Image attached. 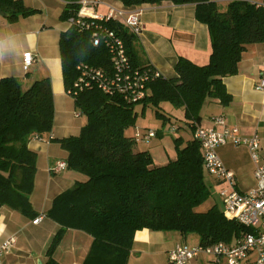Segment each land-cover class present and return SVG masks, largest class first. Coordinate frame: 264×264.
I'll return each mask as SVG.
<instances>
[{"label": "trees", "instance_id": "1", "mask_svg": "<svg viewBox=\"0 0 264 264\" xmlns=\"http://www.w3.org/2000/svg\"><path fill=\"white\" fill-rule=\"evenodd\" d=\"M79 1L66 0L63 20L76 16ZM116 1L126 8L163 3L194 5L196 20L208 29L209 60L198 65L180 57L176 76L150 80L145 97L137 103L128 102L120 93L107 94L92 84L71 96L75 110L86 117V123L79 135L62 139L50 136L54 101L49 78L36 80L25 90L15 78L0 80V210L8 207L25 216H36L30 202L37 170L36 153L29 148L33 140L49 136L67 152L66 169L84 176L56 196L46 213L59 230L47 250L45 264H59L53 254L67 229L81 230L92 237L82 264H127L134 236L142 230L194 234L200 245H230L234 238L251 231L228 217L218 204L205 212L197 211L220 182L206 173L201 147L193 137L185 144L182 137L174 139L175 157L157 165L148 151H136L132 129L138 115L148 107L155 109L163 125L170 121L160 111L162 103H169L183 109L185 125L194 133L207 99L227 105L231 97L224 79L238 73L247 45L264 43V3ZM0 8L10 20L36 13L21 0H0ZM100 24L123 40L132 68L155 71L138 57L137 37L127 28L112 21ZM59 50L66 91L77 80L79 65L112 71L107 48L94 47L89 30L72 26L62 32Z\"/></svg>", "mask_w": 264, "mask_h": 264}, {"label": "crops", "instance_id": "2", "mask_svg": "<svg viewBox=\"0 0 264 264\" xmlns=\"http://www.w3.org/2000/svg\"><path fill=\"white\" fill-rule=\"evenodd\" d=\"M36 13L10 20L0 16V80L12 77L19 80L23 89L34 81L49 78L54 101L52 139L79 135L83 123L77 120L78 112L73 98L67 93L63 81L59 38L70 26L61 15L66 0H21ZM122 5L116 0H104ZM225 5L232 0H212ZM264 3V0H246ZM131 9L141 10L142 31L137 36L136 52L141 61L150 64L166 79L176 76L175 65L180 57L204 65L209 60L210 41L206 25L195 18L194 5L176 6L170 3L143 5ZM103 11L102 9H99ZM27 55L33 63L26 70ZM264 72V43L250 44L238 64V73L226 77L224 85L231 100L222 105L207 99L200 111L197 127H209L212 119L223 116L230 127L238 128L242 138L257 136L264 160V90L257 85ZM183 111V109H181ZM189 128L187 125L183 130ZM179 130V128H178ZM177 130V131H178ZM193 132L190 129V139ZM188 139V140H190ZM29 148L36 153V175L30 202L36 216L29 217L2 207L0 210V244L10 237L15 242L9 252L1 257V264H45L47 250L59 230V225L46 213L56 196L69 189L84 176L70 170L53 172L59 162H66L67 152L49 136L33 140ZM136 151L139 149L136 147ZM217 154L230 170L240 191L247 192L256 186L255 166L245 146L231 143L219 146ZM221 207V203H220ZM222 208V207H221ZM42 216L34 224L33 221ZM239 238H234L235 244ZM92 244V237L77 229H67L56 248L53 258L59 264H82ZM180 244L199 245L197 235L182 236L177 232H136L127 264H170L168 253ZM256 255L240 264H255ZM190 264H227L205 255Z\"/></svg>", "mask_w": 264, "mask_h": 264}, {"label": "built area", "instance_id": "3", "mask_svg": "<svg viewBox=\"0 0 264 264\" xmlns=\"http://www.w3.org/2000/svg\"><path fill=\"white\" fill-rule=\"evenodd\" d=\"M79 6L76 16L67 19L69 26L91 31L92 45L107 48L112 71L108 73L104 69L79 65V76L67 93L76 96L79 91L96 84L107 94H122L128 102L141 101L145 97L146 84L161 75L156 70L152 72L132 68L123 40L113 30L100 24L105 21L115 22L137 37L143 28L141 10L110 4L104 0H80ZM33 60L31 55H27L24 63L26 70ZM257 89L264 90V72ZM177 130L178 127L173 126L172 131ZM238 132V128L227 125L223 116H217L212 119L211 126L196 127L193 138L201 147L206 173L220 182L219 199L223 212L251 231L230 245L223 242L209 245L180 244L168 253L170 264H190L202 255L225 260L227 264H240L252 253L256 255L255 264H264V160L258 137L242 138ZM134 136L137 142L147 143L156 137V133L151 130L136 131ZM229 143L245 146L255 166L256 186L247 192L238 190L234 174L223 165L217 154L219 146ZM66 167V162H59L52 171L59 172ZM41 219L42 216H39L33 223ZM14 242L15 238L10 237L0 244V264L1 257L9 252Z\"/></svg>", "mask_w": 264, "mask_h": 264}, {"label": "rangeland", "instance_id": "4", "mask_svg": "<svg viewBox=\"0 0 264 264\" xmlns=\"http://www.w3.org/2000/svg\"><path fill=\"white\" fill-rule=\"evenodd\" d=\"M160 111L166 114L170 121L167 120L163 125L162 120L155 116V109L148 107L143 115H138L136 126L132 129V133L151 130L158 134L147 143L139 141L136 144L139 150L148 151L157 165L165 164L175 157L174 139L182 137L184 144L190 139V128L186 130L182 129L185 127V120L181 109H176L169 103H162ZM76 118L81 121L83 125L86 123V117L84 115H80ZM173 126L178 127L179 130L172 131ZM219 191V186L212 187L210 197L197 207V211L205 212L214 204L220 205Z\"/></svg>", "mask_w": 264, "mask_h": 264}, {"label": "water", "instance_id": "5", "mask_svg": "<svg viewBox=\"0 0 264 264\" xmlns=\"http://www.w3.org/2000/svg\"><path fill=\"white\" fill-rule=\"evenodd\" d=\"M0 16L1 17H5L6 16V14L1 10V8H0Z\"/></svg>", "mask_w": 264, "mask_h": 264}]
</instances>
